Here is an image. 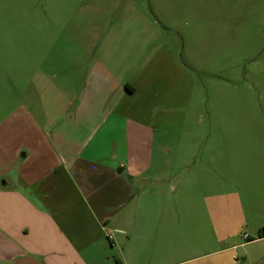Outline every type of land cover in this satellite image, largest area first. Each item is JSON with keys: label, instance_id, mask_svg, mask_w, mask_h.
<instances>
[{"label": "crops", "instance_id": "1", "mask_svg": "<svg viewBox=\"0 0 264 264\" xmlns=\"http://www.w3.org/2000/svg\"><path fill=\"white\" fill-rule=\"evenodd\" d=\"M115 9L76 53L48 36L34 77L18 79L20 104L0 129V264L264 261V248L236 258L259 240L232 236L258 213L264 224V174L250 169L262 161L240 130L190 125L198 78L181 60L182 34ZM171 205L194 221L166 223ZM186 235L206 254L179 251Z\"/></svg>", "mask_w": 264, "mask_h": 264}, {"label": "rangeland", "instance_id": "2", "mask_svg": "<svg viewBox=\"0 0 264 264\" xmlns=\"http://www.w3.org/2000/svg\"><path fill=\"white\" fill-rule=\"evenodd\" d=\"M116 1L118 6L113 5ZM113 8L116 16L126 9L159 16L163 20L161 28L165 24L182 34L185 56L181 60L195 70L198 78L192 102L196 117L191 110L190 125L207 132L220 128L240 130L252 157L262 161L261 169L254 171L255 163H251V175H263L264 0H0V129L9 123V110L20 104L16 98L22 97L18 82L22 76L28 78L29 73L34 77V48L49 45L48 36H52L57 47L63 48L66 42L73 45L75 53L80 51L84 42L108 21ZM70 35L71 43L65 40ZM78 56L82 54H75V58ZM25 63L29 66L25 67ZM202 137L206 139L199 150L207 144L209 135H199ZM171 207L166 223L194 221L192 215L187 214L185 219L176 207ZM258 214L257 222L232 231L233 244L259 240L235 250L236 258L242 260L248 255L251 259L263 251L264 238L257 239L264 226L263 214ZM192 238L186 235L179 251L187 256L206 254L210 246L194 249L196 240ZM221 247L212 246L211 251ZM175 248L178 247H169Z\"/></svg>", "mask_w": 264, "mask_h": 264}, {"label": "trees", "instance_id": "3", "mask_svg": "<svg viewBox=\"0 0 264 264\" xmlns=\"http://www.w3.org/2000/svg\"><path fill=\"white\" fill-rule=\"evenodd\" d=\"M262 238H264V226L259 230L257 239H262ZM251 240H256V239H251Z\"/></svg>", "mask_w": 264, "mask_h": 264}, {"label": "built area", "instance_id": "4", "mask_svg": "<svg viewBox=\"0 0 264 264\" xmlns=\"http://www.w3.org/2000/svg\"><path fill=\"white\" fill-rule=\"evenodd\" d=\"M109 238H111V236L109 235Z\"/></svg>", "mask_w": 264, "mask_h": 264}]
</instances>
